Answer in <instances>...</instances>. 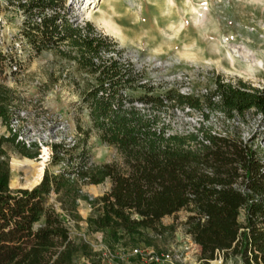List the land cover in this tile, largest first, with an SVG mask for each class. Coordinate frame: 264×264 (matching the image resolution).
Masks as SVG:
<instances>
[{
	"label": "trees",
	"instance_id": "1",
	"mask_svg": "<svg viewBox=\"0 0 264 264\" xmlns=\"http://www.w3.org/2000/svg\"><path fill=\"white\" fill-rule=\"evenodd\" d=\"M10 1L25 13L26 46L40 54L67 42L76 51L75 59L96 76L84 101L100 139L115 147L122 161L87 166L83 152L80 168L58 174L46 169L33 189L14 190L4 148L10 139L0 137V264H75L77 248L65 217L49 203L52 193L72 191L69 183L74 174L85 184L111 181L110 190L100 198L102 212L88 218L89 226L102 232L110 244L126 238L136 243L143 229L163 236L168 230L163 219L187 209L188 233L201 247V259L241 254L247 264L264 263V152L255 146L261 131L246 138L234 124L224 131L206 125L212 111L223 113L225 123L236 118L246 123L251 111L264 122V87L243 80L226 82L218 75L216 88L205 96L174 90L155 93L152 84L140 83L131 64L122 63L113 39L96 31L91 22L80 26L63 13L66 0ZM7 57L0 52V75ZM17 63L21 66L20 59ZM137 85L147 90L134 98L128 91ZM171 102L196 110L206 105L210 112H204L200 126L176 132L158 112ZM10 103L0 84V119L7 123ZM67 146L53 145V164L70 155ZM37 153L23 152L29 160ZM11 167H16L12 159ZM76 199L71 205L73 217H79L74 214ZM146 239L151 244V238Z\"/></svg>",
	"mask_w": 264,
	"mask_h": 264
},
{
	"label": "rangeland",
	"instance_id": "2",
	"mask_svg": "<svg viewBox=\"0 0 264 264\" xmlns=\"http://www.w3.org/2000/svg\"><path fill=\"white\" fill-rule=\"evenodd\" d=\"M95 1L99 0H66L62 11L75 24L91 22L96 31L113 39L122 63L131 64L134 73L140 75V83L147 80L156 87L155 93L174 90L205 96L216 88L218 75L226 82L243 80L264 87V0H101L89 16L87 9ZM0 4V52L8 56L0 84L11 99L10 121L0 119V137L10 139L4 145L9 156L10 187L33 188L41 183L46 169L58 174L80 168L83 152L87 153V166L121 162L117 149L100 139L89 103L84 101L96 76L75 59L76 51L67 42L40 54L26 46L22 36L25 13L17 2L0 0ZM103 17L112 19L120 36L107 31L99 20ZM248 64H255L254 70L245 69ZM174 74L190 79V84L188 80L172 81ZM146 90L137 85L128 93L139 98ZM204 107L189 109L171 102L158 112L174 131L189 132L203 122L204 112H210ZM224 120L223 113L212 111L206 125L224 131L226 125L234 124L241 127L246 138L260 130L255 146L264 152V122L259 115L251 111L246 123L239 118L228 123ZM60 143L67 144L71 152L53 164V145ZM24 151L38 152V156L29 160ZM11 159L16 163L13 169ZM69 184L72 191L52 193L49 203L65 217L77 248L75 264H154L150 254L190 245L187 209L163 219L162 225L168 228L163 236L143 229L136 243L126 238L110 244L102 232L89 226L88 218L102 212L100 198L110 190L111 181L85 184L74 174ZM74 197L73 211L79 217L70 213ZM244 214L242 209L241 223L245 222ZM146 238H151V244ZM195 249L191 246L188 251L189 261L175 264H218L216 259H201ZM221 257L222 264H247L241 254L221 253Z\"/></svg>",
	"mask_w": 264,
	"mask_h": 264
},
{
	"label": "built area",
	"instance_id": "3",
	"mask_svg": "<svg viewBox=\"0 0 264 264\" xmlns=\"http://www.w3.org/2000/svg\"><path fill=\"white\" fill-rule=\"evenodd\" d=\"M161 65H162V62H160V66ZM173 77H174V79L172 81H178V82L183 81L184 82V80H188V83L190 84V79H188V78H184L183 76H175V74ZM141 83L145 84V83H147V80H144ZM180 94L186 95V96H192L191 92H188V93H181L180 92ZM138 107H143V105L139 104ZM189 109H190V107H189ZM189 241H190L189 246L182 247L178 250L177 249L176 250H169V251L161 253V254H152V255L150 254V260L154 264H175L176 262L183 261V260L189 261V259H188V257H189L188 253L189 252L188 251L191 249V246L192 247L194 246L196 248L195 253H200V256H201V247L193 241L192 236L190 237ZM138 251L139 250H137V249L135 250V252H137V253H138ZM184 251L186 252L185 255H184ZM218 256L220 257L219 261L217 260ZM218 256L215 258L216 259L215 263L218 262V264H222L223 259L221 257V253Z\"/></svg>",
	"mask_w": 264,
	"mask_h": 264
},
{
	"label": "bare ground",
	"instance_id": "4",
	"mask_svg": "<svg viewBox=\"0 0 264 264\" xmlns=\"http://www.w3.org/2000/svg\"><path fill=\"white\" fill-rule=\"evenodd\" d=\"M100 1L101 0H99L98 2L97 1H95V4L93 5V6H89V8L87 9L88 11H87V14L89 15V16H91V12L95 9V8H97V6H98V4L100 3ZM110 13H111V11H110ZM100 21H101V23L106 27V29H107V31H109L110 33H113V34H115V35H119L120 34V31H119V29L115 26V24H114V22L112 21V19H110V17H103V18H101V19H99ZM121 35V34H120ZM119 35V36H120ZM231 62L232 63H234L235 62V58H233V57H231ZM254 66H255V64L254 65H252V64H248L247 65V68H245V69H249V70H254ZM248 73V72H247ZM252 73V72H251Z\"/></svg>",
	"mask_w": 264,
	"mask_h": 264
},
{
	"label": "water",
	"instance_id": "5",
	"mask_svg": "<svg viewBox=\"0 0 264 264\" xmlns=\"http://www.w3.org/2000/svg\"><path fill=\"white\" fill-rule=\"evenodd\" d=\"M36 186H37V185H36ZM36 186H35V187H36ZM33 188H34V187H33ZM33 188H21V189H33Z\"/></svg>",
	"mask_w": 264,
	"mask_h": 264
}]
</instances>
